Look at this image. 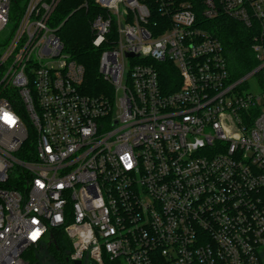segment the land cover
<instances>
[{
	"label": "built area",
	"instance_id": "2783aa9c",
	"mask_svg": "<svg viewBox=\"0 0 264 264\" xmlns=\"http://www.w3.org/2000/svg\"><path fill=\"white\" fill-rule=\"evenodd\" d=\"M60 1L0 0V264L56 231L72 263L264 264V0H94L99 95ZM219 18L250 33L240 76Z\"/></svg>",
	"mask_w": 264,
	"mask_h": 264
},
{
	"label": "trees",
	"instance_id": "16d2710c",
	"mask_svg": "<svg viewBox=\"0 0 264 264\" xmlns=\"http://www.w3.org/2000/svg\"><path fill=\"white\" fill-rule=\"evenodd\" d=\"M84 1L87 5L79 7ZM93 1L61 0L54 11V19L56 25L62 23L57 34L65 50L83 66L81 89L85 93L99 95L111 88L98 72L100 53L106 48V41L100 47L92 45L93 33L90 25L93 17L100 12ZM207 26L221 41L229 65L236 75L240 76L255 66L256 61L250 48V33L241 24L219 18L208 22ZM70 251L69 241L62 232L56 231L53 232L50 242L32 248L27 256L31 262L38 264H73L68 259Z\"/></svg>",
	"mask_w": 264,
	"mask_h": 264
},
{
	"label": "rangeland",
	"instance_id": "374dc122",
	"mask_svg": "<svg viewBox=\"0 0 264 264\" xmlns=\"http://www.w3.org/2000/svg\"><path fill=\"white\" fill-rule=\"evenodd\" d=\"M8 32H9V30L5 29L4 31H2L0 33V43L1 44L5 42V37L7 36ZM248 85H249L248 89L251 90L252 92H254V93L259 92L260 88L256 82L255 77H251L248 79ZM64 237L66 238L65 235H64ZM82 264H95V263H93L92 261H84Z\"/></svg>",
	"mask_w": 264,
	"mask_h": 264
},
{
	"label": "water",
	"instance_id": "95a60500",
	"mask_svg": "<svg viewBox=\"0 0 264 264\" xmlns=\"http://www.w3.org/2000/svg\"><path fill=\"white\" fill-rule=\"evenodd\" d=\"M73 264H81V261H79V260L74 261Z\"/></svg>",
	"mask_w": 264,
	"mask_h": 264
}]
</instances>
